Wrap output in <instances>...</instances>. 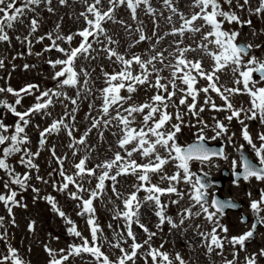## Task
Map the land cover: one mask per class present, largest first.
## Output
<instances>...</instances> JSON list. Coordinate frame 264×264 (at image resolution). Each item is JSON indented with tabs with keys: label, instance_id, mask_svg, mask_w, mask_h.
I'll use <instances>...</instances> for the list:
<instances>
[{
	"label": "snow or ice",
	"instance_id": "1",
	"mask_svg": "<svg viewBox=\"0 0 264 264\" xmlns=\"http://www.w3.org/2000/svg\"><path fill=\"white\" fill-rule=\"evenodd\" d=\"M52 2L0 0V43L11 46L18 26L26 28V34L14 35L25 52H17L12 60L24 55L59 53L55 59H45L52 69V87L41 89L35 83L19 90L11 85L0 87V94L15 98L12 102L0 98V108L17 118L10 125L0 119V179H4L3 187L7 190L0 193V203L12 217V225L16 224L13 208H27L21 193L30 188L37 194L34 200L40 198V189L31 184L34 175L37 181L75 202L76 216L85 220L89 231V236H84L56 197L44 196L52 211L64 220L66 232L80 240L61 249L44 244L47 264H70V258L81 253L90 254L95 264H198L191 258L186 260L180 251L165 247V226L168 235L179 234L191 250L203 248L205 256L215 254L221 257L222 264H259L264 259V248L248 252L247 242L254 239L258 225L264 226V189L258 190L255 199L248 193L254 222L246 231L230 235L229 227L222 221L226 210L236 209L238 204L231 199H219L211 192L213 184L206 179L209 173L200 166L218 167L217 160L229 161L224 147L212 148L207 142L225 139L236 147V133H230L235 119L258 164L243 153L239 160L232 159L234 170L242 168L235 172L233 182L237 186L241 180L264 184V131L253 136L249 126L256 121L264 127V56L254 54L264 45L239 40L240 29L252 25V15L264 19V0H258L255 7L250 0H191L187 14L180 10L177 0H162L166 16L153 6L152 0H78L82 10L75 20L81 26L75 32L65 34L57 23L53 31L36 35L41 27L38 9L44 6L48 12H54ZM58 3L67 5L69 0ZM121 8L135 24L118 18ZM245 12L249 18H244ZM141 13L152 19L151 34L147 33ZM160 19L170 26L163 34ZM109 25H119L129 38L123 51L121 39ZM169 37L171 40L164 46ZM45 40L49 43L33 53L34 44H43ZM144 42L148 47L136 51ZM204 57L211 63L205 65ZM105 60L111 72L105 64L96 63ZM4 67L5 59L0 58V68ZM12 67L15 69L16 65ZM22 67L28 70L36 65L24 63ZM96 67L100 72L94 76ZM229 72L231 85L221 82L222 75ZM141 90L145 94L143 99L139 98ZM245 95L249 98L248 106H237L234 98ZM25 97H33L34 103L20 111L18 106ZM217 97L221 104L216 103ZM85 101L88 110L80 118L78 114ZM57 106L62 111L54 117ZM205 111L226 115L223 120L212 116L209 123L202 116ZM36 116L47 120L46 126L34 124ZM30 128L39 133L36 150L32 148ZM185 128L195 129V143H180ZM93 134L98 138L95 144ZM106 134L113 138L108 142L112 155L97 160L96 153L106 141ZM54 137H64L66 143L50 144ZM61 146L64 151L58 152ZM245 147L241 144L236 151ZM45 149L56 165L47 177L39 174L36 162ZM17 165L24 171H17ZM194 165L202 175L193 170ZM128 177L135 182L129 185L132 190L125 192L122 181ZM18 196L21 198L17 199ZM105 198L113 205L111 221L107 223L111 238L105 234L96 206L97 202L103 204ZM145 206L156 218L155 223L142 212ZM197 219L204 223H194ZM241 223L247 224V217L241 216ZM28 229L35 231V221L29 223ZM9 237L5 217L0 216V241L4 242L0 264H31ZM106 245L119 254H109ZM227 249L231 250V259L226 255ZM241 252L246 253L242 260Z\"/></svg>",
	"mask_w": 264,
	"mask_h": 264
},
{
	"label": "rangeland",
	"instance_id": "2",
	"mask_svg": "<svg viewBox=\"0 0 264 264\" xmlns=\"http://www.w3.org/2000/svg\"><path fill=\"white\" fill-rule=\"evenodd\" d=\"M242 2V0H241ZM253 7L257 6L258 0H250ZM153 6L157 8L158 11H164L165 16L168 15L167 11L163 9L162 6V0H152ZM191 0H177V4L181 11L185 12L186 14L190 11V5ZM55 10L54 12H48L46 7H41L38 9L39 16L41 19V27L39 31L36 33V35H43L45 32H51L55 29V25L57 23L61 24L62 30L65 34L70 32H75L78 27H80V24H77L75 17L78 15L79 11L82 10V5L78 3V0H69V3L67 5H60L58 3V0H53L51 5ZM227 7V6H225ZM244 18H249L247 16V13L245 12L243 14ZM62 18V19H61ZM118 18H123L127 20L129 23L135 24L134 21H131L129 18L128 12L121 8L119 10ZM140 18L145 21V26L148 34H151V31L153 29L152 19L148 16H145L143 13L140 14ZM252 25L245 26L241 31V35L239 37V40L245 43H252L255 44H264V19L259 18L255 15H252L251 17ZM110 29L119 36L121 39V51L127 46L126 41H128V37L124 34L123 30L120 28L119 25H109ZM159 27H160V34H163L165 31L169 30V25L166 24V22L163 19H160L159 21ZM227 27V25H226ZM231 27L237 28L238 25H232ZM253 32L256 33V35H253ZM26 34V28L18 26V29L14 33V35H24ZM13 35L11 46L0 43V58L5 59V67L0 68V87H4L7 85H11L14 89L19 90L21 87L25 86L29 83H35L38 84L41 89L52 87L54 82L51 79L52 76V69L45 63V59L47 57H51L55 59L59 53L52 52V53H46L45 56L42 57H36L34 54L31 56L24 55L22 58H18L16 60H12V57L17 54V52H25V48L15 40ZM198 39V37H197ZM171 40V37L167 38L163 45L167 46L168 42ZM191 40H186V43H191ZM49 41L45 40L43 44H34L33 46V53L36 51L42 50L44 45L48 44ZM148 47L147 42L141 43L135 50L141 51L143 49H146ZM254 54L257 56H264V47L258 50H254ZM193 56L195 54H192ZM204 63L205 65H208L211 63L208 57H204ZM29 63L34 64L36 67L30 68L28 70L23 69V64ZM96 63H103L105 64L107 70L109 72L112 71L111 67H108V62L105 61H98ZM15 64L16 67L13 69L12 65ZM95 66V64L93 65ZM100 72L99 67H96V73L95 75H98ZM166 74V73H165ZM231 73H227L226 75H222L221 82L225 83L227 85H231ZM203 84V81H201ZM99 84H102V81L98 82ZM144 92L143 90L139 93V98H144ZM0 98L7 99L9 102L14 101V97L10 94H0ZM248 100L249 98L245 96H237L234 98V103L239 106L240 104H243L245 107L248 106ZM34 103L33 97H25V99L22 101V104L18 106V110L23 111L27 107H29L31 104ZM87 101H85L81 106V111L79 112L78 116L80 118H83L85 113L87 112ZM99 101H97V104ZM216 103L221 104L222 101L217 97ZM7 110L3 109L0 111L2 114L0 116V119H2L6 124H9V122L14 121V116L10 114H6ZM62 108L60 106H57L53 110V116H57L59 113H61ZM226 113L220 112H211V111H205L202 116L205 120H207L209 123H212L211 117L212 116H218L219 119L223 120ZM191 117H186V119H189ZM5 119V120H4ZM194 119L195 118H191ZM14 123V122H13ZM12 123V124H13ZM33 123H39L41 125V128L46 126L48 123L47 120H42L40 116H36L33 119ZM236 123L240 125L237 121ZM251 124V122H250ZM10 125V124H9ZM238 125L235 127V131H238ZM241 126V125H240ZM251 129L253 131H258L259 127L252 126ZM83 131V128L81 129ZM252 131V132H253ZM260 131V130H259ZM258 131V132H259ZM29 132L32 136V148L33 150H36L37 148V141L39 138L38 130L35 128H30ZM112 137L110 135L106 134V141L102 142L100 144L99 150L96 153V159L97 160H103L106 156L110 157L112 155L111 152L108 151V142L112 141ZM62 141L66 143V140L64 137L60 138H52L50 140L51 143H55L58 146L61 145ZM98 138L95 134H93L92 137V143H97ZM64 148L58 147V152H63ZM36 162L40 166V175L47 177V173L52 170V168L56 167L55 163L51 160L49 152L45 149L41 152L40 157L37 158ZM67 166V165H66ZM17 171L23 172L24 169L22 166L17 165ZM0 176H3V173L0 172ZM6 179V177H5ZM134 178L128 177L126 180L122 181V190L125 192H130L132 189L129 187L132 183H134ZM93 185L95 184V180H93ZM31 184L35 186L36 188L40 189L39 197L38 199L34 200V196H36V193H33L31 189L27 192L21 193V196L23 197V203L27 204V208L23 207H14L13 213L14 218L16 221L15 226L12 225L11 220L12 217L8 215L7 209L3 205V203H0V216L5 217V227L8 229V232L10 233V242L15 245L20 251L24 247L26 237H33V240L37 241L41 247V257L39 260L45 264V261L48 260V256L46 252L44 251V243L49 244L51 247L56 249L66 248L68 244L70 243H80V240L78 238H74L70 234L66 232V225L62 218H60L55 212L52 211L50 205L48 202L43 199L44 196L52 195L56 197V199L59 201V205L61 208L73 219V221L76 222L78 226V230H81L83 232L84 236H89V231L87 229V226L85 224V220L81 217H77L76 213L74 211L75 209V202L68 200L64 194L57 193L53 190V188L50 185H45L40 181H37L35 179V176L33 175V179L31 181ZM4 179H0V193H4L7 190L4 189ZM111 194V193H109ZM143 193H141V196ZM21 197L18 196L17 199H20ZM119 203V201H117ZM97 209H98V215L100 222L104 226L105 234L111 238L112 232L110 229L107 228V223L111 221L112 213L110 209L113 207L112 204L108 203L107 198H105V201L103 204H100L97 202ZM142 212L145 214L146 217H151L152 222L155 223V217L152 216L151 212L148 210L147 206H145L144 209H142ZM172 212H175V208L172 209ZM35 221V231L30 232L28 229V225L30 222ZM194 223H204L202 219H197L194 221ZM151 227V225H150ZM205 227H208L205 223ZM136 231H140L139 229H136ZM230 235H236L235 229L232 227L230 229ZM15 235L16 239H15ZM188 235H191L189 233ZM52 237H59V240H54ZM164 238L168 241V243L165 245V247L172 252L180 251L185 259H193L198 262V264H212L213 261H215V264H222L221 257L216 256L213 254L211 257L204 255L203 248L197 247L195 251L191 250L185 240L182 236L179 234L176 235H168V228L165 226V236ZM15 239V240H14ZM35 243V242H34ZM156 243L159 244L160 240L157 239ZM36 244V243H35ZM36 247H38L36 245ZM4 248V242L0 241V250ZM105 249L108 251L109 254L112 255H118V251L115 249L107 248V245L105 246ZM248 252H257L260 248L257 246H248L247 247ZM37 251V249H36ZM230 249L226 250V255L229 259H231L230 255ZM246 253L241 252L240 257L241 260L243 259L244 255ZM34 263V261H32ZM261 262V259L259 261V264ZM36 263V262H35ZM70 264H95L94 258L90 256L88 253H81L80 256L70 258Z\"/></svg>",
	"mask_w": 264,
	"mask_h": 264
},
{
	"label": "flooded vegetation",
	"instance_id": "3",
	"mask_svg": "<svg viewBox=\"0 0 264 264\" xmlns=\"http://www.w3.org/2000/svg\"><path fill=\"white\" fill-rule=\"evenodd\" d=\"M16 120V119H15ZM256 124V123H255ZM234 125H230V133L233 132ZM195 129H184L183 134L180 136V143L183 145H188L195 143V137L193 136V132ZM211 135V133H209ZM240 139H237V134L235 136V145L239 147L241 144H245V149H241L240 151H236V147L233 145L227 144L225 139L219 140H209L210 144L219 143L222 147L225 148L226 152L229 154V161L217 160L216 163L218 167H203V171L209 173V176L206 179L211 180L213 187L210 189L219 199H231L238 204L236 209L226 210V215L223 218V223L226 224L229 229L232 227L235 229V233L239 234L243 231L247 230V227L250 226L251 222H254L255 213L249 207L250 198L248 193H252V199L258 198V190L264 189V184H261L255 180L250 182H243L242 180L239 182V186H237L233 181L235 180V172H239L242 168L233 169L231 166V160L237 159L241 153L244 156L252 159L254 163L258 164V161L255 160L254 154L252 153L250 147H247L246 142L243 141L241 135H239ZM193 170L197 172L198 175H202L199 167L196 165L193 166ZM241 216L247 217V224L241 223ZM257 246L258 248H264V226L258 225V232L255 234L253 240L247 242L248 246ZM227 254V253H226ZM260 264H264V259H261Z\"/></svg>",
	"mask_w": 264,
	"mask_h": 264
}]
</instances>
